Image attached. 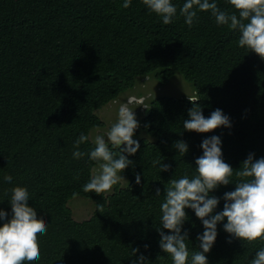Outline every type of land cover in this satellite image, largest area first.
<instances>
[{
    "label": "trees",
    "instance_id": "trees-1",
    "mask_svg": "<svg viewBox=\"0 0 264 264\" xmlns=\"http://www.w3.org/2000/svg\"><path fill=\"white\" fill-rule=\"evenodd\" d=\"M171 2L177 13L164 25L142 0H131L128 8L124 0H0V210L10 219V190L27 188L28 205L48 224L47 234L39 236L41 259L32 264H133L141 255L144 264H172L159 247V232L172 234L160 223V205L169 180L195 175L202 141L218 136L234 173L249 154L264 157V60L239 47V31L217 25L210 11L197 10L189 27L180 15L186 0ZM209 2L239 15L228 0ZM176 72L196 94L140 101L133 135L140 147L134 155L124 153L132 163L120 173L127 183L100 195L84 192L98 164L88 156L74 159L73 145L84 133L88 140L79 150L94 148L90 132L106 124L97 109L143 78L165 84ZM189 98L206 118L222 110L231 126L185 130L183 121L194 107ZM177 141L187 144L184 155L173 146ZM160 164L169 170L160 171ZM231 182L210 191L219 199L213 215L223 210L224 194L235 190V174ZM77 195L95 204L82 221L69 206ZM185 212L181 234L187 232L190 252L202 251V221L191 208ZM226 222L217 223L216 240L205 253L208 264H250L264 239H237L224 230ZM133 249L139 251L133 255Z\"/></svg>",
    "mask_w": 264,
    "mask_h": 264
},
{
    "label": "clouds",
    "instance_id": "clouds-1",
    "mask_svg": "<svg viewBox=\"0 0 264 264\" xmlns=\"http://www.w3.org/2000/svg\"><path fill=\"white\" fill-rule=\"evenodd\" d=\"M142 2L151 13L162 18L164 25L173 23L177 8L171 0ZM228 3L237 10L238 16L235 12L230 14L221 10L209 0H186L180 15L191 27L197 10L210 11L217 25H227L231 30L239 31V47L249 49L264 60V0H228ZM130 5L131 0H124L122 7L128 8ZM189 99L194 107L188 110L189 119L183 121L185 130L208 133L221 126H231L229 117L222 110L216 109L206 118L196 104L197 100ZM138 126L134 111L124 104L118 109L116 122L106 132H97L92 150L87 153L79 150L80 145L88 140L84 133L79 135L73 145V158L88 156L98 164L95 174L83 185L84 192L97 195L110 192L123 179L120 173L132 163L124 153L134 155L140 147L139 142L133 139ZM109 145L118 148L119 152L112 151ZM173 146L181 155L188 152L184 141H177ZM201 148L203 155L195 160V175L190 178L185 174L169 180L164 201L160 205V223L163 229L172 234L166 235L160 231L159 247L171 257L172 264H208L205 253L210 251L216 240L217 223L225 219L224 230L235 238L247 242L264 239V157L254 159V154H249L234 173L222 158L221 139L218 136L203 140ZM157 163L160 162L153 161V166ZM169 168L170 165L162 164L160 171H168ZM233 174L237 177L235 190L224 194L223 210L213 215L219 199L209 193L220 185L232 183ZM12 179L11 175L4 176L6 183H11ZM136 183H140L139 174L136 175ZM10 191L11 218L8 219V214L0 210V220L5 221L0 225V264H32L41 259L39 236L47 234L48 224L42 218L38 219L36 210L28 205L30 198L26 187L16 186ZM156 195L160 196V189H156ZM97 208L103 212L102 205H97ZM186 208L194 210L204 226L203 234L197 236L202 251L190 252L186 243L188 234H181L183 222L187 219ZM138 251L133 249V255ZM145 259L141 255L139 261L133 264H144ZM250 264H264V248L256 252Z\"/></svg>",
    "mask_w": 264,
    "mask_h": 264
},
{
    "label": "rangeland",
    "instance_id": "rangeland-1",
    "mask_svg": "<svg viewBox=\"0 0 264 264\" xmlns=\"http://www.w3.org/2000/svg\"><path fill=\"white\" fill-rule=\"evenodd\" d=\"M138 91L143 92L142 97H138ZM195 94L196 91L193 85L188 80H186L180 72H176L165 84H160L155 78L152 77L143 78L138 82L136 87L125 92L118 99L112 100L105 106L97 109L98 115L105 121L106 124L104 127L91 130L90 137L92 140H94L97 132H106L111 127V125L116 122L118 109L121 105L126 104L130 109L133 106L134 112L139 117L140 114L138 113V109L136 108V106L142 103L140 101H142L143 99H147L150 96H194ZM126 95H128L127 98H125ZM101 134L102 133H98V135ZM104 139L107 142L106 135H104ZM97 169L98 165L93 167V175L95 174V171ZM120 175L123 178L120 181L123 184H126L128 178L125 175ZM69 206L72 208L73 217L78 221L89 218L93 214L95 208L93 200L81 195L72 197L69 201Z\"/></svg>",
    "mask_w": 264,
    "mask_h": 264
},
{
    "label": "built area",
    "instance_id": "built-area-1",
    "mask_svg": "<svg viewBox=\"0 0 264 264\" xmlns=\"http://www.w3.org/2000/svg\"><path fill=\"white\" fill-rule=\"evenodd\" d=\"M129 102V101H128ZM129 107V106H128Z\"/></svg>",
    "mask_w": 264,
    "mask_h": 264
}]
</instances>
